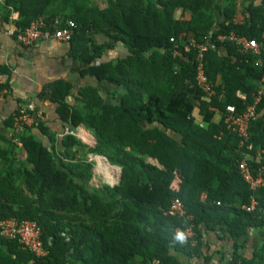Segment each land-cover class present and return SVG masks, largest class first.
<instances>
[{"label": "trees", "instance_id": "16d2710c", "mask_svg": "<svg viewBox=\"0 0 264 264\" xmlns=\"http://www.w3.org/2000/svg\"><path fill=\"white\" fill-rule=\"evenodd\" d=\"M55 2L59 6L50 8ZM3 5L16 13L15 31L38 16L72 20L71 53L85 63L80 75L115 87L107 101L97 86L86 84L71 102V84L54 81L38 97L56 103L71 132L56 137L33 110L30 126L2 136L0 219L37 222L47 253L35 256L0 237V264H184V259L211 264L216 250L203 248L209 233L230 241L226 264H264V190H251L238 170L245 156L252 170L264 162L259 153L264 96L242 146L224 123L226 106L241 113L253 102L264 77V48L258 55L241 52L228 38H217L234 32L262 40L264 0L246 5L240 23L234 21L237 0H106L103 8L94 0H3ZM95 34L108 39L97 43ZM206 38L212 42L203 58L209 95L197 85L196 52L189 45L190 39ZM117 42L126 56L102 61ZM6 72L0 64V74ZM4 88L9 85L0 80V92ZM195 108L201 125L192 116ZM12 121L13 116L7 125ZM79 124L96 140L92 159L106 183L92 182V164L75 132ZM19 148L26 156L12 172L7 165ZM118 166L121 180L107 184L117 181ZM252 194L257 205L250 213L242 205ZM175 197L183 202L182 216L170 212ZM188 227L192 236L185 234ZM250 228L262 235L246 257L242 249Z\"/></svg>", "mask_w": 264, "mask_h": 264}, {"label": "crops", "instance_id": "0c3cea01", "mask_svg": "<svg viewBox=\"0 0 264 264\" xmlns=\"http://www.w3.org/2000/svg\"><path fill=\"white\" fill-rule=\"evenodd\" d=\"M94 2L101 8L106 6V0H94ZM259 2L260 0H237L234 21L236 23L242 22L245 14V6L249 3L258 4ZM55 6H59V2H55L50 8L54 9ZM176 16L178 17L179 13H176ZM216 16L218 19L222 17L218 10H216ZM15 17L16 13L12 8L4 6L3 0H0V64L7 69L6 73L1 74L2 80H0L9 85L8 89L4 88L0 92V148L5 145L2 136L8 138L12 137L13 132L11 127L7 125V120L11 116H14L20 104H33L35 114H37L39 119L54 132L56 137L64 128L70 129L69 126H63V122L56 112V103L49 99H40V97H38L41 90L48 84L58 80L68 81L71 84L68 101L71 102H73V97H75L79 90L86 84L97 86L106 97L107 101L110 97L109 90L115 87V85L108 82H99L93 76L80 75V71L84 68L85 63L72 55L69 42H62L52 38L38 40L33 45L29 46L17 42L13 36L7 34L8 29L14 28L13 20ZM38 17L44 18L43 16ZM182 35L185 36V33ZM93 38L97 43H101L108 39L106 36L99 34H95ZM126 54V47L121 42H117L112 48L107 49L103 53L101 60L108 61L126 56ZM237 95L240 97L244 96L243 93L240 92H237ZM192 116L200 125L202 124L201 116L198 114L197 108L193 110ZM217 119L218 115H215L214 120ZM75 132L83 142V156L92 164L94 173L92 182L94 184L106 183L99 179L100 177L92 162V157L96 156L92 149L96 143L94 136L83 124H79ZM42 139L45 144H48V139L46 137L42 136ZM25 156L26 152L23 148L17 149L14 151L13 157L7 165V168L12 172L17 171L20 167V161L24 159ZM1 164L0 150V166ZM96 178H98L99 183L95 182ZM261 235V230L249 229L246 243L242 249L244 256H252L253 250L257 246ZM203 246V248L208 249L209 252L216 250L214 261L211 262V264H226L231 253V243L227 238L216 240L214 234L209 233L203 240ZM1 249H6V247L1 246ZM199 262L200 261L195 259H184V264H199ZM133 264L138 263L134 262Z\"/></svg>", "mask_w": 264, "mask_h": 264}, {"label": "built area", "instance_id": "2783aa9c", "mask_svg": "<svg viewBox=\"0 0 264 264\" xmlns=\"http://www.w3.org/2000/svg\"><path fill=\"white\" fill-rule=\"evenodd\" d=\"M74 23L72 20H68L65 24L61 23L59 17L53 18L48 21L42 17L34 18L30 24L21 31H15L14 28L7 30V34L13 36V38L26 46L33 45L38 40L52 38L62 42H70L72 37V28ZM219 40L228 38L237 44L241 52H250L253 54H260L262 48H264V38L257 41L245 36H238L234 32H230L228 35H219ZM173 40V38H170ZM189 45L195 49L196 52V82L200 89L207 95L212 91L207 81V77L204 71L203 58L204 54L212 47L210 39L206 38L204 42L197 43L194 40H189ZM259 60L255 62L257 64ZM0 79L2 76L0 74ZM264 96V77H262L258 83L256 92L253 94V102L246 106L245 110L241 113H235L234 105L226 106L228 114L224 117V123L228 130L233 131L239 137V145L242 146L244 141L249 137L248 124L251 119L256 116V105ZM33 104H20L17 111L13 116L12 132L19 133L24 130L26 126H30L32 121L31 111H33ZM71 130L64 128L62 132L57 134V137H62L65 133H70ZM260 154L264 156V149ZM247 156L242 158L238 163V170L242 179L248 184L249 188L253 191L264 190V162L256 170H252L247 163ZM205 195L202 194L201 198L204 199ZM219 204V202H217ZM257 200L252 194L249 204L242 205V208L247 212H254L256 209ZM170 212L177 216L185 214L183 202L180 198L175 197L170 204ZM187 236H192L193 231L191 227L185 230ZM41 228L39 224L32 220L17 219L15 217H6L0 219V237L7 240L16 241L22 250L28 251L35 256H44L47 251L43 246L41 239Z\"/></svg>", "mask_w": 264, "mask_h": 264}, {"label": "rangeland", "instance_id": "374dc122", "mask_svg": "<svg viewBox=\"0 0 264 264\" xmlns=\"http://www.w3.org/2000/svg\"><path fill=\"white\" fill-rule=\"evenodd\" d=\"M92 158H93V157H92ZM92 162H93V164H94L93 159H92ZM107 162H108V161H107ZM94 166H95V170H96V172H102L101 167H100V166L98 167V166L96 165V163L94 164ZM99 176H100V175H99ZM100 177H101V176H100ZM99 179H100V178H99ZM96 180H97V181H96ZM95 182H96V183H99V182H98V178L95 179Z\"/></svg>", "mask_w": 264, "mask_h": 264}, {"label": "water", "instance_id": "95a60500", "mask_svg": "<svg viewBox=\"0 0 264 264\" xmlns=\"http://www.w3.org/2000/svg\"><path fill=\"white\" fill-rule=\"evenodd\" d=\"M103 157V156H102ZM105 159H106V157H104ZM107 160V159H106ZM119 167V174H118V179H117V181L115 182V183H113V184H111V183H108V184H110V185H114V184H117L120 180H121V167L120 166H118Z\"/></svg>", "mask_w": 264, "mask_h": 264}, {"label": "bare ground", "instance_id": "6f19581e", "mask_svg": "<svg viewBox=\"0 0 264 264\" xmlns=\"http://www.w3.org/2000/svg\"><path fill=\"white\" fill-rule=\"evenodd\" d=\"M99 159H101V158H99ZM102 160H104V161H106L107 162V160H105V159H102ZM94 161V160H93ZM108 163V162H107ZM94 164H95V162H94Z\"/></svg>", "mask_w": 264, "mask_h": 264}, {"label": "clouds", "instance_id": "9594fccd", "mask_svg": "<svg viewBox=\"0 0 264 264\" xmlns=\"http://www.w3.org/2000/svg\"><path fill=\"white\" fill-rule=\"evenodd\" d=\"M179 238V237H178Z\"/></svg>", "mask_w": 264, "mask_h": 264}]
</instances>
